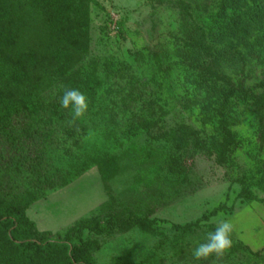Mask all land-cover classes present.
I'll use <instances>...</instances> for the list:
<instances>
[{
    "label": "rangeland",
    "instance_id": "obj_1",
    "mask_svg": "<svg viewBox=\"0 0 264 264\" xmlns=\"http://www.w3.org/2000/svg\"><path fill=\"white\" fill-rule=\"evenodd\" d=\"M87 1L85 39L76 41L77 28L67 32L44 0H0V49L28 76L18 85L0 75V96L28 91L27 106L62 115L39 140L55 167L90 153L108 159L34 199L27 217L53 236L79 219L110 221L109 231H84L96 264H264V57L252 42L261 30L251 27L244 41L224 38L236 59L224 65L220 89L196 88L206 96L201 105L184 100L182 76L157 79L141 58L155 49L161 68L177 60L181 15L192 21L214 9L212 1ZM255 85L252 100L230 90ZM69 88L89 104L74 122L59 103ZM225 93L234 104L222 111ZM221 218L234 226L231 249L194 260L192 249Z\"/></svg>",
    "mask_w": 264,
    "mask_h": 264
},
{
    "label": "trees",
    "instance_id": "obj_2",
    "mask_svg": "<svg viewBox=\"0 0 264 264\" xmlns=\"http://www.w3.org/2000/svg\"><path fill=\"white\" fill-rule=\"evenodd\" d=\"M187 1H192L195 5L196 2L205 4V0ZM210 1L214 9L195 15L192 21L184 14L181 15V35L172 38L176 50H182V53H178L177 60L168 61L161 68L155 49H150L142 58L138 54L132 58L133 61L141 58L147 67L150 66V70H154L157 79L182 76L186 83L182 86L184 100L188 96H194L201 105L206 96L201 99L196 88L201 86L206 90L211 87L220 89V81L228 80L224 65L236 59L234 51L223 44L224 38L233 36L244 41L251 29L259 28L261 31L252 42L259 47V55L264 57V0ZM44 5L58 15L59 24L71 26L67 32L77 28L79 33L76 41L85 39L88 24L87 0H44ZM81 8L82 15H76ZM65 10L72 13L71 19L63 17ZM81 51L85 52L83 49ZM20 67L19 63L8 58L0 49L1 77L10 81L16 79L18 85L24 84L28 76L24 74L26 68L22 67L20 70ZM89 79L90 76L86 80ZM87 81L79 82L88 86ZM256 88L257 85L247 87L244 92L238 91V88L230 90L238 99L246 101L253 99ZM258 88L264 90V81ZM29 94L24 91L16 99L0 96V264H96L89 256L91 244L85 239L84 231H109L112 227L110 221L79 219L63 234L53 236L49 231H39L25 212L30 203L37 197H43L47 190L66 186L91 164L102 167L108 159L104 160L99 154L91 157L94 154L90 153L83 160L71 157L65 165L59 167L50 163L39 140L42 141L43 135L46 136L47 124H52L53 121L60 123L63 117L53 113L43 116L37 108L27 106ZM222 97V111L228 104L233 106L234 103H229L226 93ZM208 104L210 102L206 101L203 106ZM102 173L103 179H106L107 173ZM25 180L28 184L23 187Z\"/></svg>",
    "mask_w": 264,
    "mask_h": 264
},
{
    "label": "clouds",
    "instance_id": "obj_3",
    "mask_svg": "<svg viewBox=\"0 0 264 264\" xmlns=\"http://www.w3.org/2000/svg\"><path fill=\"white\" fill-rule=\"evenodd\" d=\"M63 109L68 110L72 121L86 115L88 98L80 90L65 89L59 101ZM215 229L205 234L204 242L197 243L192 249V257L196 261L208 260L210 257H223L232 247L234 226L229 219L214 220Z\"/></svg>",
    "mask_w": 264,
    "mask_h": 264
}]
</instances>
